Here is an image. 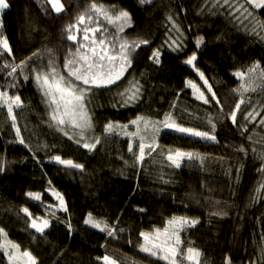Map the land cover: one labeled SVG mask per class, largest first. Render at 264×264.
Instances as JSON below:
<instances>
[{
    "label": "trees",
    "instance_id": "16d2710c",
    "mask_svg": "<svg viewBox=\"0 0 264 264\" xmlns=\"http://www.w3.org/2000/svg\"><path fill=\"white\" fill-rule=\"evenodd\" d=\"M229 1L220 5V0H151L141 5L139 0H96L127 10L132 27L123 35L150 43L137 50L139 55L132 66L110 90L94 89L95 96L88 104L93 129L87 136H101L102 141L91 152L48 126L47 107L32 79L26 81L18 74H14L15 79L9 77L10 68L0 72L3 90L19 94L23 101L14 115L20 138L29 145L19 143L6 107L0 108V228L6 233L0 240L18 244L21 252L30 251L37 264H103L98 258L106 254L117 264H166L139 250L138 244L143 242L140 232L163 228L168 219L178 216L199 221L180 233L181 247L198 249L207 264H224L226 257L231 264H264V172L260 171L264 165V130L255 127L252 133L245 131L244 118L239 117L264 106V89L260 86L264 8H253L245 0H239V4ZM60 2L65 11L56 14L45 0H7L9 7L2 14V22L11 46L19 54L15 53V58V54L9 56L0 50V67L5 61H25L22 56L46 66L48 50L52 49L62 68L67 46L72 45L66 35L61 38L62 31L92 0ZM198 38H203L199 48ZM174 39L181 40V51L169 47ZM154 49L161 51L158 65L149 59ZM193 52L197 54L196 69L204 73L219 103L211 99L212 93L197 70L183 62ZM255 64L260 67L249 74L255 81V91L245 93V104L236 110L240 96L233 90L240 82L233 73L247 72ZM133 80L142 86L140 100L130 107H113L116 93ZM189 80L204 92L208 104L197 100L193 89L186 87ZM9 82L17 87L9 88ZM234 110L235 124L230 119ZM168 112L182 126L200 131L209 130L207 119L211 117L217 142L163 129L156 137V151L149 155L146 150L143 161L137 162V138L129 137L122 128L104 136L109 121L127 124L129 131L136 132V126L129 122L137 115L156 121L163 120ZM145 135H151V130H145ZM130 140L135 155L128 151ZM241 146L246 151H239ZM253 146L262 149L260 156ZM177 149L198 158L181 159L177 168L166 158ZM56 155L82 164L84 170L57 164L51 159ZM50 189L63 196L67 211L48 209V205H58ZM28 192L40 193L41 201L31 200ZM23 207L33 218H48L50 226L45 235L29 227L31 221L21 211ZM89 213L123 231L112 238L85 225ZM26 259L22 258L20 264ZM12 262L19 264L16 258ZM0 264H9L4 250H0Z\"/></svg>",
    "mask_w": 264,
    "mask_h": 264
},
{
    "label": "snow or ice",
    "instance_id": "6c2138e0",
    "mask_svg": "<svg viewBox=\"0 0 264 264\" xmlns=\"http://www.w3.org/2000/svg\"><path fill=\"white\" fill-rule=\"evenodd\" d=\"M141 5L150 3L151 0H139ZM45 3L51 4L52 9L56 13H62L65 11V6L60 0H45ZM227 4L228 0H224ZM245 3L251 5L253 8H264V0H245ZM9 4L7 0H0V12L7 9ZM43 7V5H42ZM45 11H47L45 9ZM247 11V9H245ZM251 14V13H250ZM171 19V18H169ZM132 27V17L127 10L119 9L117 6L112 5L110 7L105 6L103 3H97L96 0H92L82 12H80L75 21L65 26L62 31L61 38L66 35V39L72 42V45H68V51L64 56L63 65L57 63V54L52 49L48 50L47 65H43L42 61L39 67H31V72L26 71L30 66L28 61H21L20 63L4 62L0 67V72L4 69H9L7 76L16 78L14 74L23 76L24 80L32 79L41 93L43 102L48 110V126L54 128L57 132L66 135L69 140L74 141L83 148L88 149L90 152L95 150L97 145L101 143V136H94L89 138L87 133L93 129V120L90 114L88 104L91 103L90 97L95 96L94 89H109L112 85H116L118 81L124 77L127 70L132 66L133 61L137 55H139L138 49L142 45H148L150 42L147 39L137 37L136 39L129 40L126 38L125 29ZM175 28V24H173ZM114 29V31H112ZM179 32V29H176ZM81 34V38H77V34ZM182 38V37H181ZM203 43V38L196 40V47L199 48ZM169 47L173 51H181L183 45L180 39L172 40ZM0 48H3L9 56L12 55V51L9 48L8 41L6 39L0 40ZM36 53H33L35 56ZM3 53H0V57ZM160 49H154L149 59L155 63L161 62ZM29 60L31 57L28 58ZM197 54L193 52L183 62L186 65L192 66L196 69ZM259 64H255L249 68L247 72L238 70L233 75L240 82L239 87L233 91L240 96L239 102L235 105L236 110L241 108V105L245 104V93L249 91H255V81L252 80L249 74L255 73L259 68ZM197 73L200 79L204 81V86L207 87L208 92L212 93V100H216L219 103L215 93H213L212 87L208 84L207 79L203 72L198 69ZM67 73L65 76L63 73ZM247 78V79H246ZM260 86L264 89V70L260 72ZM190 86L193 89L194 96L197 100H200L204 104L209 103V99L206 98L204 92L197 87V84L193 81H186V87ZM9 88L17 87L14 82H9ZM142 96V86L139 81L133 80L129 82L127 88L123 91L116 93L117 99L113 103V107H130L137 103ZM7 108L9 117L12 119V128L16 129V135L20 144L25 147H29L25 141L20 138V131L16 126V117L14 110L23 107V101L19 94L10 95L7 90H3V86L0 85V108ZM176 107L175 104L172 105ZM223 109H221L222 111ZM189 115H193L189 113ZM230 119L236 123V111H232ZM245 119H255L252 112H249ZM131 125L136 126V132L128 130V125H121L109 121L104 126V136L107 137L113 134L116 129H124L125 134L129 137H135L139 140V155L136 156L137 162L143 161L146 150L147 154L156 151V137L163 129H170L182 135L188 137H196L200 140L217 142V137L214 134L216 125L212 118L207 119V124L210 126L209 130H196L194 127H185L179 124L174 117L173 113H165L163 120L153 121L149 117L143 115H137L134 120L129 122ZM264 124V122H262ZM143 126V127H142ZM151 130V135H145V130ZM247 131V129H245ZM251 139V137H249ZM128 151L134 153L133 143L129 141ZM239 151L244 152L246 149L241 146ZM255 151V149H254ZM169 160L175 167L179 168L180 160L187 158L189 161L198 158L192 152H184L177 149L174 153L171 151L167 155ZM57 164L63 165L69 169L84 170V166L80 163H75L71 159H62L61 156L56 155L51 157ZM261 172H264V165L261 166ZM261 187H264L262 185ZM51 194L55 199L59 201L56 206L48 205V209L67 211L64 204L63 196L50 189ZM259 191V189H257ZM31 200L41 201V194L28 192L26 193ZM21 211L28 216L31 223L29 227L35 230V233H39L41 236L45 235V229L50 226L48 218L37 216L33 218L31 212L27 207L21 208ZM143 211V209H141ZM56 212L52 211V215L55 216ZM219 214V213H214ZM39 221V222H38ZM27 223V221H26ZM198 220H189L186 217L173 216L167 220L163 228H157L153 232H140L142 243L138 244L139 250L144 253H148L150 256L156 257L159 260L165 261L166 264H202L200 257L201 252L194 247H187L186 250L181 247L182 240L180 233L185 230L186 227H194ZM85 225H90L92 228L98 229L100 232H106L109 237L116 238L119 232L123 229L117 230L114 225H109L107 222L94 218L91 213L84 220ZM69 231L72 230V225H67ZM0 237H6V233L3 228H0ZM33 236V239H36ZM12 249L13 251H8ZM0 250H4V254L9 258V264H12L13 259L20 253L21 258H27L26 264H37L36 257L28 250L20 251V246L13 243L10 240H0ZM103 264H117L109 255H104L102 258ZM224 264H231L228 257L225 258Z\"/></svg>",
    "mask_w": 264,
    "mask_h": 264
},
{
    "label": "rangeland",
    "instance_id": "374dc122",
    "mask_svg": "<svg viewBox=\"0 0 264 264\" xmlns=\"http://www.w3.org/2000/svg\"><path fill=\"white\" fill-rule=\"evenodd\" d=\"M236 1V4H239L240 3V1L239 0H235ZM228 2H230L229 0H228ZM219 4L220 5H225V3H224V0H220V2H219ZM51 5V4H50ZM51 7H52V5H51ZM8 9V8H7ZM7 9H4L2 12H0V34H3V35H0V40H3V39H6L7 41H8V45L10 44V42H9V40H8V37L6 36L7 34H6V29H5V27H4V22H2V14H3V12H5ZM54 11V10H53ZM55 12V11H54ZM241 12V11H240ZM56 13V12H55ZM56 14H58V13H56ZM9 48L11 49V51H12V54L14 55L15 53L16 54H19L18 53V51H16L12 46H11V44H10V46H9ZM3 48H0V50H2ZM6 53V52H5ZM14 55V57L16 58L17 57V55ZM20 58H24V60H27L28 61V64H29V68L27 69V71L31 68V67H33V66H35V67H37V66H40V64L41 63H38L36 60L34 61L35 63H32L33 61H29L28 59H27V57H20ZM7 109V108H6ZM249 112H252L253 113V115L255 116V119L254 120H251V122H249V120H247V119H245V116L249 113ZM241 119H243L244 118V125H245V129H247V132H250V133H252L254 130H256V128L255 127H258V128H260V129H263L264 130V124H262V122H264V106H261V107H259V108H257V109H254V110H250V111H248V112H246L245 113V115L242 117V115H240L239 116ZM12 120V119H11ZM165 131H169V132H172V133H176V134H180V133H177V132H175V131H173V130H170V129H164ZM243 131V130H242ZM244 132V131H243ZM245 133V132H244ZM180 135H182V134H180ZM184 136H186V135H184ZM192 138H194V139H198V140H200L199 138H196V137H192ZM253 138H254V140H256V136H253ZM253 147H255V151H256V153L260 156L261 155V152H262V149L261 148H257L256 146H253ZM52 197H53V195L52 194H50ZM54 198V197H53ZM54 200L59 204V201L57 200V199H55L54 198ZM16 259H17V262H19V264L21 263V260H22V258L20 257V255L17 253V256L15 257ZM200 260H201V262H202V264H207V261L206 260H204L203 258H202V256L200 257ZM12 264H14L13 262H12ZM25 264H26V262H25Z\"/></svg>",
    "mask_w": 264,
    "mask_h": 264
}]
</instances>
